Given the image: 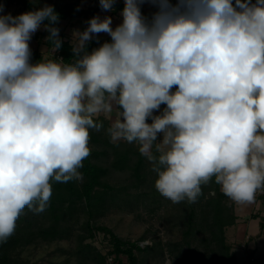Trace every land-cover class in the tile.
Here are the masks:
<instances>
[{
    "label": "clouds",
    "instance_id": "1",
    "mask_svg": "<svg viewBox=\"0 0 264 264\" xmlns=\"http://www.w3.org/2000/svg\"><path fill=\"white\" fill-rule=\"evenodd\" d=\"M123 2L115 28L97 15L73 33L71 62L53 55L63 41L52 5L12 16L0 4V244L25 209H47L53 181L82 179L102 115L174 204L195 203L213 180L240 204L264 192V0ZM116 3L99 0L106 12ZM41 26L53 58L33 63ZM101 33L110 42L89 52Z\"/></svg>",
    "mask_w": 264,
    "mask_h": 264
},
{
    "label": "rangeland",
    "instance_id": "2",
    "mask_svg": "<svg viewBox=\"0 0 264 264\" xmlns=\"http://www.w3.org/2000/svg\"><path fill=\"white\" fill-rule=\"evenodd\" d=\"M72 1L36 0V3L40 5L52 2L64 4ZM78 1L81 7L93 6L99 3V0ZM0 4L4 5V14L19 13L22 9L21 4L16 0H0ZM115 7L110 12L103 11L100 7L94 15L101 18L111 16L112 26L115 28L116 22H122L120 14L122 10H116ZM156 10V7L152 4L145 3L141 5L142 14L144 12L153 14ZM87 26L88 22L84 18L75 17L59 21L60 32L71 44L73 33L76 31L82 32ZM42 29L43 26L33 34L30 47L31 50L37 49L40 51L42 58L50 59L53 58L51 48H46L43 42L44 37L38 36V32ZM99 121L103 123V128L99 132L90 130L89 147L91 162L105 169V175L100 178L102 183L111 186L106 191L108 196L106 201L108 205L110 204L108 209L102 207L101 211L93 210L91 214L86 212L83 205L84 199L80 195L81 186L86 181V176L81 168L79 171L82 174V179L79 181L73 180L67 183L53 181V194L50 201L54 200V203L51 205L49 202L47 209L39 214L28 209L24 210V213L17 220L14 235L6 243L0 244V264H96L93 257L94 252L99 250L104 254L111 247L108 233L103 229H95L97 226H106L120 240L136 242L140 245L143 249H133L136 264H249V262L250 264H256L250 260L253 258L252 251L248 252L246 250L244 254L245 249L238 247L242 251L237 252L234 247L236 243H233V235L226 237L224 234L222 236L224 237V245H234L228 247V249L221 246V239L212 236L211 230L217 236L219 234L216 226L208 229L202 222L200 206L204 209L207 208L205 204L200 205L201 200L191 204L187 201L174 204L162 195L154 193L153 190H156L155 183L153 189L151 188L152 182H150L153 179V173L146 158L139 165L138 170L142 173V176L138 178L134 176L132 169L136 159L134 155H130L127 159H121V162L117 161L116 159L119 158L118 153L123 151L124 145L121 141L120 146H112L111 143L113 142H111L106 131L110 121L103 115L99 117ZM106 136L108 138L105 139ZM134 144L138 146V144ZM100 189L103 190L102 187L98 186L95 190ZM215 194L213 188L209 187L205 190L203 199H206L209 195L215 196ZM68 197L76 203V206L75 209H70L69 213L72 218L67 217L69 220L67 219L68 221L64 222V225H67L66 233L64 232L62 237L52 238L38 234L40 226L48 225L53 218L49 212L50 205L53 208L58 205L55 200H59L63 201L61 202V208H66ZM244 204L246 206L242 209L241 222L246 223V220H250V218L245 219L247 214L250 211H256V208L255 210L252 209L253 203ZM255 206L259 208L258 205ZM191 208L194 213L191 224H188L186 221ZM238 210H240V207ZM58 212L60 213L59 207ZM208 219L207 223L213 221L211 215L208 216ZM87 220L90 224L89 227H92L91 229L85 225ZM255 222L258 226L256 220H250L249 226H254ZM59 224H62V220L59 221ZM20 225H24L25 228L20 227ZM186 227L190 231L188 236H184ZM20 229L29 233L27 234ZM89 232L92 236H88ZM20 233L26 236L20 237V241L15 243L10 242L13 237L18 238ZM262 233L263 237L264 227ZM259 245L264 247L262 243ZM82 246L86 248L83 249ZM79 248L81 252L78 250ZM255 255V258L262 257L261 261L263 262L260 263L264 264V253L262 255L255 253ZM233 258L234 260L231 262L230 260ZM106 264H130V261L123 253L118 255L108 253Z\"/></svg>",
    "mask_w": 264,
    "mask_h": 264
},
{
    "label": "trees",
    "instance_id": "3",
    "mask_svg": "<svg viewBox=\"0 0 264 264\" xmlns=\"http://www.w3.org/2000/svg\"><path fill=\"white\" fill-rule=\"evenodd\" d=\"M17 2H19L21 4V11L19 13H12V16H18L22 13L28 12V11H33L36 10L37 8L43 7L44 4L40 5L38 3H36V0H16ZM48 5H52L55 9V11L59 14V21L60 20H65V19H71V18H84L87 22L93 17V15L100 9V5L99 3L93 6H86V7H81V5H79V1L78 0H73L70 3H58V2H52ZM115 7V5H114ZM124 8V2L122 0H117L116 3V10H122ZM143 15L147 18H151L152 13L150 12H144ZM59 21L56 24V27L59 28ZM44 23H47V21H45ZM64 34L62 32L59 33L60 39L63 41L62 43V47L61 49L55 53V57L56 58H60L62 57L65 62H71L72 59H74L73 57V53H72V48H71V43L68 41V39L64 38L63 36ZM37 36V34H36ZM38 36L39 37H44L43 42L46 45V48H51V44L50 42H46L45 37L48 36V33L44 30V28L42 29V31L38 32ZM111 38L110 36L108 37H94L92 39V41H90L87 45V50L89 52L92 51V49L97 48L100 46V44L104 43L105 41L110 42ZM42 57V53L40 51H38L37 49H32V62L36 63L38 62ZM106 125V123H105ZM108 126V125H106ZM108 138L107 136L105 137V139ZM118 143H111L112 146H120L121 144ZM117 144V145H116ZM122 144L124 145L123 151L118 153V157L116 160L121 162L123 159H127L129 158L130 155H134L135 156V161L132 165V169L134 171V176L135 177H140L142 176V173L139 172L138 168L139 165L142 164L143 159H145V157L141 156V154L139 153L138 147L137 145H135L134 143L129 144L127 142H123ZM134 146V147H133ZM122 159V160H121ZM150 170H151V164H150ZM81 171L83 172V174L86 176V181L83 182L82 186H81V190H80V195L81 197L84 199V207L86 208V212H88L89 214H91V212L94 211H101L103 208L108 209V207L110 206V204L108 205L107 201H106V197L107 196V189H110L111 186L102 183L101 181V177L105 175V169H103L101 166H98L94 163L91 162V155H89L88 158H86L83 161V167L81 168ZM152 171V170H151ZM153 173V179H151L150 182H152V187L155 183L156 180V173ZM98 186L102 187V189L100 190H95ZM96 187V188H95ZM212 187L213 191L216 193L215 196H211L209 195L206 199H203L204 197V192L207 188ZM70 189V187H68ZM154 189V188H153ZM154 193H157L158 195L161 196V194L157 191V190H153ZM261 195H264V193H262ZM69 198V197H68ZM201 200V204H205V207L207 209L202 208V206H200V210H201V214H202V222L206 225V227L208 229H211V227L216 226L217 231L219 236H217L212 230L211 233L212 236H215L214 238H219L221 239V246H224V248L230 247V245H224L223 240L224 237H222L224 235V230L226 226H229L233 221H234V214H233V206L231 203L230 198H228L227 196H225L221 189L220 186L217 185L214 180L212 182H210L207 185L202 186V194L200 195L199 199L197 200L198 202ZM56 204L53 208H52V204L54 203V200H51L50 203V215L53 216V218L51 219V222L48 223V225H44L40 226V230H38V234L41 235H45L48 238H52V237H62L64 235V232L66 233V228L67 225H64V222H67L69 220V218H72L70 216V209H75V204L73 202V200L71 198H69L66 203L68 202L66 206V208H61V202L63 201H59V200H55ZM105 202V204H104ZM59 207L60 213H57V209ZM103 207V208H102ZM209 207V208H208ZM62 211V212H61ZM69 213V214H68ZM193 209L191 208L189 213H188V217H187V223L191 224V218L193 216ZM210 213V214H209ZM67 214V215H66ZM213 218V221H209L210 223H207L208 216H210ZM204 216V218H203ZM69 217V218H67ZM68 219V220H67ZM62 220V224H59V221ZM85 225L88 228L89 227V221H85ZM24 227V225H20V227ZM19 227V228H20ZM90 228V227H89ZM92 228V227H91ZM90 228V229H91ZM95 229H103L106 231V233H108L109 235V242L111 243V247L110 249H108L106 251V253H101L99 250H96L94 252L93 257L95 258V262L96 264H106V255L109 254H125L127 256V258L130 261V264H136V258L135 255L133 254V249H137V250H141L143 248H141L140 245H138L136 242H125L120 240L116 235H114L112 233V231L107 228L106 226H97L95 227ZM22 230V229H20ZM25 233H29L26 232L25 230H22ZM33 233V232H32ZM190 234V231L188 229V227H186L184 229V236H188ZM25 234H21L19 235L18 238L13 237L12 240L10 242L15 243L17 241H20V237H25ZM88 236H92V234L89 232ZM83 249L86 248L85 246H82ZM81 252V249H78ZM84 254V252H83ZM117 258V257H116ZM231 259L230 261L233 262Z\"/></svg>",
    "mask_w": 264,
    "mask_h": 264
},
{
    "label": "crops",
    "instance_id": "4",
    "mask_svg": "<svg viewBox=\"0 0 264 264\" xmlns=\"http://www.w3.org/2000/svg\"><path fill=\"white\" fill-rule=\"evenodd\" d=\"M95 16V15H94ZM120 24L119 23H115V27ZM88 27V26H87ZM85 27V29L87 28ZM102 35V36H101ZM109 35H106V33H101L99 34V37H108ZM164 106L162 105L161 108H163ZM159 114V113H156ZM150 122V121H149ZM264 192H258L256 195V199L255 202L252 204V209L256 211H250L246 218H250V220L253 221H257L258 222V226L256 224V222L254 223V226L250 227L249 226V222L250 220H246V223L241 222L242 221V209L243 207L246 206V204H240V203H236L233 200H231L232 206H233V214L235 216L234 221L229 225L225 227L224 230V234L226 235V237L233 235L234 241L233 243H236V245H232V244H228L230 246H234L235 249H237V252L242 251L240 248L238 247H242L244 248V254L245 251L247 250L248 252H253V258H251L250 260H252L253 262H255L256 264H262L260 262L262 257H256V254L262 255V253H264V247L262 245H259L260 243H262L264 245V236L262 237V230L264 227V195H261ZM255 205H258L259 208H257ZM240 207V210H238V208ZM238 210V211H237ZM259 230H258V229ZM261 233V234H260ZM259 236V237H254V236ZM255 249V250H253ZM242 254V253H241ZM259 261V262H258ZM250 264V262H249Z\"/></svg>",
    "mask_w": 264,
    "mask_h": 264
},
{
    "label": "built area",
    "instance_id": "5",
    "mask_svg": "<svg viewBox=\"0 0 264 264\" xmlns=\"http://www.w3.org/2000/svg\"><path fill=\"white\" fill-rule=\"evenodd\" d=\"M59 58H60V56H59Z\"/></svg>",
    "mask_w": 264,
    "mask_h": 264
}]
</instances>
